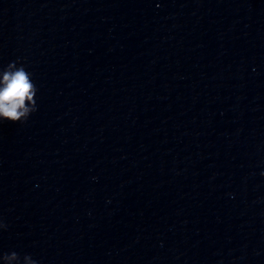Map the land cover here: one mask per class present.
I'll return each mask as SVG.
<instances>
[{
  "label": "water",
  "instance_id": "1",
  "mask_svg": "<svg viewBox=\"0 0 264 264\" xmlns=\"http://www.w3.org/2000/svg\"><path fill=\"white\" fill-rule=\"evenodd\" d=\"M11 253L264 264V0H181L64 97L0 166Z\"/></svg>",
  "mask_w": 264,
  "mask_h": 264
},
{
  "label": "clouds",
  "instance_id": "2",
  "mask_svg": "<svg viewBox=\"0 0 264 264\" xmlns=\"http://www.w3.org/2000/svg\"><path fill=\"white\" fill-rule=\"evenodd\" d=\"M37 87L32 79V73L22 63L8 62L0 66V121L11 123L25 122L31 113L37 110L34 96ZM16 259V253L0 257L3 264H9ZM28 260V257H25ZM30 264H36L30 261Z\"/></svg>",
  "mask_w": 264,
  "mask_h": 264
}]
</instances>
